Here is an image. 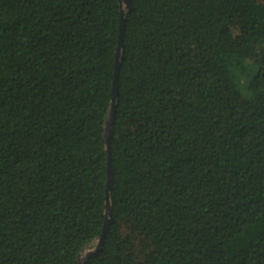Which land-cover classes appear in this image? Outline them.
Segmentation results:
<instances>
[{"label": "trees", "instance_id": "1", "mask_svg": "<svg viewBox=\"0 0 264 264\" xmlns=\"http://www.w3.org/2000/svg\"><path fill=\"white\" fill-rule=\"evenodd\" d=\"M119 9L0 0V264L101 233ZM122 43L84 264H264V0H130Z\"/></svg>", "mask_w": 264, "mask_h": 264}, {"label": "water", "instance_id": "2", "mask_svg": "<svg viewBox=\"0 0 264 264\" xmlns=\"http://www.w3.org/2000/svg\"><path fill=\"white\" fill-rule=\"evenodd\" d=\"M119 34L117 40V46L115 50V61H114V71H113V84H112V94L109 104V109L104 126V140L106 148V172L107 178L105 183V218L103 222V227L101 233L95 238L91 243L87 245L86 248H82L78 258L77 264H84L86 258L95 250H97L102 242L103 236L112 221L111 216V205H110V188L112 179V151H111V136H112V126L116 107V92L118 76L121 66V54H122V33L124 28V21L127 10L130 8V0H119Z\"/></svg>", "mask_w": 264, "mask_h": 264}]
</instances>
